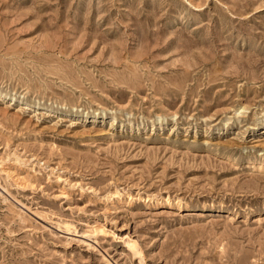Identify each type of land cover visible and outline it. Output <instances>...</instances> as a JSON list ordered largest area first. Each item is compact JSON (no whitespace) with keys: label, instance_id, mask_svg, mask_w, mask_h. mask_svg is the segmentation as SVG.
Returning a JSON list of instances; mask_svg holds the SVG:
<instances>
[{"label":"rangeland","instance_id":"374dc122","mask_svg":"<svg viewBox=\"0 0 264 264\" xmlns=\"http://www.w3.org/2000/svg\"><path fill=\"white\" fill-rule=\"evenodd\" d=\"M0 264H264V0H0Z\"/></svg>","mask_w":264,"mask_h":264}]
</instances>
